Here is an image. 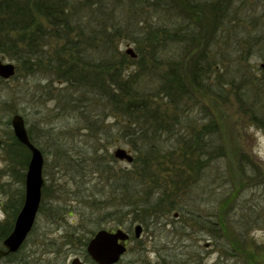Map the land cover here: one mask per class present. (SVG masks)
Instances as JSON below:
<instances>
[{
    "label": "rangeland",
    "instance_id": "1",
    "mask_svg": "<svg viewBox=\"0 0 264 264\" xmlns=\"http://www.w3.org/2000/svg\"><path fill=\"white\" fill-rule=\"evenodd\" d=\"M229 9L225 26L208 37L215 66L204 78L205 86L211 87L196 89L188 82V94L150 99L171 119L167 133L155 141L167 157L153 163L146 183L130 174L134 167V172L141 165L144 169L142 161L135 166L114 156L123 148L138 157L135 147L150 142L139 140L134 146L122 136L131 124H126L125 113L112 111L103 102L100 125L90 124L94 100L91 107L80 102L63 109L60 99L71 91L58 69L47 62L38 69L22 61L20 65L13 53L0 51V61L17 66L13 77L0 78V222L20 211L25 193L28 164L24 168V158L13 154L11 118L16 113L23 116L44 155L45 181L33 230L15 256L1 259L0 264H18L22 255H26L23 264H71L75 257L96 264L86 254L88 241H62L54 233L71 236L80 227L88 235L100 228H124L133 237L135 223H144L147 234L143 241H131L117 264H260L264 126L258 117L264 120V0H233ZM152 10L149 25L175 29L186 24L178 9L170 14ZM116 17L122 26L145 24L142 11L127 5ZM127 45L136 51L134 42L123 38L118 51L126 53ZM190 60L182 57L184 65ZM182 72L189 81L184 66ZM142 121L136 125L143 127ZM190 135L195 141L203 137L206 147L188 156L183 182L174 185L182 161L176 154L172 160L170 154L182 153L183 141L187 144ZM173 199L182 209H172ZM142 206L146 212L135 213ZM229 252L234 256H225Z\"/></svg>",
    "mask_w": 264,
    "mask_h": 264
},
{
    "label": "trees",
    "instance_id": "2",
    "mask_svg": "<svg viewBox=\"0 0 264 264\" xmlns=\"http://www.w3.org/2000/svg\"><path fill=\"white\" fill-rule=\"evenodd\" d=\"M201 1L0 0V51L13 53L12 57L20 65L38 69L47 62L50 67L58 69L60 80L68 83L70 86L67 90L71 91L70 95L64 94L60 99L64 101L63 109H67V105L77 106L80 102L90 106L89 102L94 100L89 110L95 113L90 124L100 125L98 117L101 116L100 111L105 110L103 102L112 111L125 113L128 116L126 124H131L125 127L122 136L130 138L134 146L139 140L150 141L143 142L142 147H135L140 155L134 157L133 164L137 166V162L142 161L144 169L141 165L136 172L135 167L130 170L132 177L138 176L146 183L152 176L153 163L167 157L160 154L161 149L155 141L157 136L167 133L171 119L166 111H160L159 104L153 103L151 97L173 99L182 93L188 94L189 84L196 89L206 87L204 77L215 66L210 59L208 37L215 34L217 28H223L226 18L231 14L229 8L233 0ZM126 5L142 11L145 15L144 25L130 22L121 25L116 13ZM151 7L152 11L165 14L178 9L186 18V24L175 29L174 26L158 23L149 25ZM121 38L134 42L136 59L118 51ZM185 56L191 58L189 65H184L185 60L182 61ZM134 65L137 66L136 70L131 69ZM183 66L184 72L189 74V81H186L182 72ZM150 82L156 85H148ZM209 87L211 85L206 88ZM84 107L87 108V105L84 104ZM141 120L144 122L143 127L136 125ZM258 123L264 126L262 117H258ZM28 133L35 144L34 138ZM11 134L13 154L24 158L22 163L25 168L30 152L18 142L13 131ZM185 141L187 144L183 141L185 147L181 148L182 153L176 150L170 154L172 160L176 154L182 161V169L175 172L178 181H172L174 185L183 182V166H189L190 163L187 161L188 156H194L206 147L203 137L195 141L190 135V139ZM132 195L129 193L130 198ZM171 207L173 210L182 209V205L174 199ZM146 209L142 206L135 213H145ZM18 213H13L11 220L0 222L1 246L12 231L13 218L16 214V219ZM15 254L4 258H13ZM25 259L26 255H22L16 263L23 264Z\"/></svg>",
    "mask_w": 264,
    "mask_h": 264
},
{
    "label": "water",
    "instance_id": "3",
    "mask_svg": "<svg viewBox=\"0 0 264 264\" xmlns=\"http://www.w3.org/2000/svg\"><path fill=\"white\" fill-rule=\"evenodd\" d=\"M126 54L136 58L137 54L130 45H127ZM264 67V65L262 64ZM17 66L12 62L0 61V78L8 80L16 74ZM11 127L14 136L20 144L25 146L30 157L25 174V193L23 205L15 219L10 234L3 240L0 247V260L10 254L17 253L32 231L42 200V190L45 184L43 177L44 155L31 141L25 120L16 113L11 118ZM2 140L0 138V147ZM115 158L132 163L134 156L129 150L118 148L114 152ZM142 227H135L136 236L140 235ZM129 238L127 232L118 229L115 232L100 230L89 242L87 251L91 259L97 264H117L126 252L125 241ZM122 240V241H118ZM71 264H84L79 258H74Z\"/></svg>",
    "mask_w": 264,
    "mask_h": 264
},
{
    "label": "flooded vegetation",
    "instance_id": "4",
    "mask_svg": "<svg viewBox=\"0 0 264 264\" xmlns=\"http://www.w3.org/2000/svg\"><path fill=\"white\" fill-rule=\"evenodd\" d=\"M40 210V208H39ZM39 213V211H38ZM38 216V214H37ZM175 216H178V213H175ZM37 218V217H36ZM150 219V217L148 218ZM36 222V221H35ZM136 222V221H135ZM35 225V224H34ZM137 225H140L142 227L141 229V232H140V235L139 236H136V232H135V227ZM145 224L144 223H135L133 225V237L130 233V231L124 229V228H116V229H112V230H107V231H110V232H115L116 230L118 229H122L123 231L127 232V234L129 235V238L124 240L125 241V246H126V249H128V245L131 241H143V235L147 234V227L144 226ZM34 228V227H33ZM33 230V229H32ZM100 230H106V229H103V228H100L98 231L94 232V233H90V234H86L84 231H81V228H77V231L76 232H73V234H71V236H68V235H61L59 232L58 233H54L57 235V238H60L62 239V241H67L68 238H69V241H88L86 244H85V251H86V254L90 257V255L88 254V251H87V247H88V244L90 241H92V239L95 237V235L100 231ZM31 233V232H30ZM80 233H82L83 235H79ZM78 236V237H77ZM27 240V239H26ZM50 241H53V240H50ZM118 241H122V240H118ZM127 253V250L125 252V254ZM124 254V255H125ZM227 255L225 256H228V257H231V256H234L232 253H226ZM124 255L121 257V259L124 257ZM75 258H79V257H75ZM91 258V257H90ZM80 259V258H79ZM120 259V260H121ZM93 261V260H92ZM94 262V261H93ZM84 263V262H83ZM96 263V262H94ZM97 264V263H96ZM259 264V263H257ZM260 264H264V253L261 255V261H260Z\"/></svg>",
    "mask_w": 264,
    "mask_h": 264
}]
</instances>
